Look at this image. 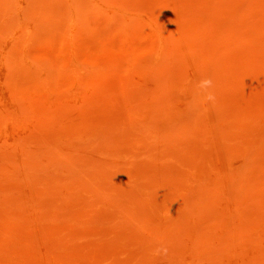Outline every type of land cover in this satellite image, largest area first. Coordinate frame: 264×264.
I'll use <instances>...</instances> for the list:
<instances>
[{"label": "rangeland", "instance_id": "rangeland-1", "mask_svg": "<svg viewBox=\"0 0 264 264\" xmlns=\"http://www.w3.org/2000/svg\"><path fill=\"white\" fill-rule=\"evenodd\" d=\"M0 264H264V0H0Z\"/></svg>", "mask_w": 264, "mask_h": 264}, {"label": "clouds", "instance_id": "clouds-1", "mask_svg": "<svg viewBox=\"0 0 264 264\" xmlns=\"http://www.w3.org/2000/svg\"><path fill=\"white\" fill-rule=\"evenodd\" d=\"M214 87L213 85V80L210 77H205L202 78L199 83H198V88L201 90L203 93V102L208 103V102H215V93L212 90ZM167 248L166 247H161L155 250L154 254L155 255H167Z\"/></svg>", "mask_w": 264, "mask_h": 264}]
</instances>
